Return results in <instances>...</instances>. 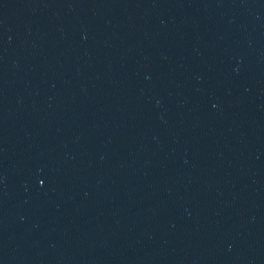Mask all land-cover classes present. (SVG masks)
Instances as JSON below:
<instances>
[{
    "label": "water",
    "instance_id": "obj_1",
    "mask_svg": "<svg viewBox=\"0 0 264 264\" xmlns=\"http://www.w3.org/2000/svg\"><path fill=\"white\" fill-rule=\"evenodd\" d=\"M0 264H264V0H0Z\"/></svg>",
    "mask_w": 264,
    "mask_h": 264
}]
</instances>
